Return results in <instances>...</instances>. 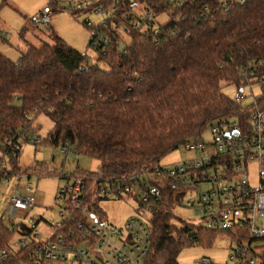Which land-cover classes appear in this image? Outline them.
Masks as SVG:
<instances>
[{
  "label": "trees",
  "instance_id": "16d2710c",
  "mask_svg": "<svg viewBox=\"0 0 264 264\" xmlns=\"http://www.w3.org/2000/svg\"><path fill=\"white\" fill-rule=\"evenodd\" d=\"M8 1L2 0L0 9ZM49 1L54 14L53 6L61 0ZM96 3L111 11L100 25L84 22L97 62L68 45L50 20L45 24L53 44L28 47L16 63L0 53V152L10 158V168L4 170L8 176L55 174L44 164L25 169L17 164L21 149L14 146L32 135L33 117L41 113L54 124L47 137L51 145L101 161L97 172L62 175L85 179L93 187L89 196H97L107 183L135 186L151 177L158 184L162 158L187 140L201 141L215 121L238 116L241 105L223 90L246 85L240 74L245 66L254 68L251 83L262 89L256 109L264 110V0H183L182 6L167 0ZM140 3L155 18L164 13L170 17L158 34L155 22L144 30L132 28L133 10ZM68 9L73 10H60ZM73 11V17L80 13ZM116 28L129 44L123 46ZM105 38L106 45L101 41ZM163 193L165 201L148 209L153 235L144 264H181L178 257L186 247L219 233L234 237L182 221L174 209L185 193L169 186ZM19 233L0 220V252ZM24 257L18 252L0 264H19Z\"/></svg>",
  "mask_w": 264,
  "mask_h": 264
},
{
  "label": "built area",
  "instance_id": "2783aa9c",
  "mask_svg": "<svg viewBox=\"0 0 264 264\" xmlns=\"http://www.w3.org/2000/svg\"><path fill=\"white\" fill-rule=\"evenodd\" d=\"M167 1L176 6L183 5V0ZM67 2L73 10L96 15L109 13L111 16V11L106 12L96 0ZM119 6L118 3L113 9ZM44 13L49 17L53 10L46 7ZM134 14L131 26L138 30H144L156 19L149 10L145 14ZM86 21L92 26L88 19ZM117 30L120 35L125 34ZM153 32L158 34L159 26L155 25ZM101 41L108 44L107 38ZM240 74L246 85L238 88L232 99L241 105V113L221 118L209 126L214 136L213 143H207L204 138L181 143L178 147H184L197 157L163 168L155 175L158 184H154L151 177H146L142 185L135 186L107 183L98 188L97 196H89L93 187L90 188L85 179L73 180L57 196L66 204L60 210L62 219L56 226L51 225L53 232L45 236L39 230L42 220L31 218L28 224L15 223L18 216L28 218L29 211L38 200L30 182L23 189L14 187L0 220L11 231L22 234L19 233L0 252V263L22 252L25 257L19 264H144L153 235L148 209L165 201L163 190L169 186L173 191L185 193L181 204L193 209L200 219L199 224L209 230L234 235L236 246L229 257L233 264H260L264 259V110L256 109V97L251 104H243L247 100L245 90L252 92L254 87H259L251 83L254 68L245 66ZM32 116L27 115L29 118ZM25 140L36 145L42 143L38 138L33 139V135ZM21 145L16 144L14 149H21ZM62 152L66 155L72 151L64 148ZM12 157L16 158V155L13 153ZM6 167L0 162V181L8 182L9 176L4 173ZM253 169L257 171L255 177H252ZM251 178L256 180V184L251 183ZM127 198L139 199V216L131 217L123 227L113 226L99 218V200ZM197 264L214 263L203 257Z\"/></svg>",
  "mask_w": 264,
  "mask_h": 264
},
{
  "label": "rangeland",
  "instance_id": "374dc122",
  "mask_svg": "<svg viewBox=\"0 0 264 264\" xmlns=\"http://www.w3.org/2000/svg\"><path fill=\"white\" fill-rule=\"evenodd\" d=\"M1 2L2 0H0ZM49 2V0H9L7 4L3 5L0 9V42L4 41V47L7 51L17 54L30 46L40 47L44 43L53 44L50 33L51 28L45 24L41 17L44 9L49 6ZM68 6L67 0H61L59 4L53 6L55 13L49 19L51 26L68 45L87 55L90 61L97 62L98 54L90 47L92 33L90 29L84 26V22L88 19L92 26H97L108 19L110 14L96 15L80 11L78 16L73 17V10H60ZM133 12L145 14L147 12L146 5L143 3L138 4ZM169 21L170 17L164 13L158 16L154 22L155 25L159 26L167 24ZM121 36L123 46L130 43V39L126 34ZM237 91L238 88L235 86H227L223 90L230 98H234ZM261 91L262 89L258 86L254 87L252 92L249 89L245 90L247 100L243 104H251L254 98L260 95ZM53 128V122L44 113L33 117V139L38 138L42 143L36 145L22 139V148L17 164L23 169L44 164L49 166L55 174L51 176H27L15 173L9 176L8 182L0 181V217L5 212L14 187L19 186L23 189L29 182L33 185V194L36 196L38 203L29 211L28 218L18 216L15 223L28 224L31 218L42 220L39 230L44 236L52 233L51 225L56 226L62 219L60 210L65 208L66 204L64 201H59L57 196L60 195L63 188L73 182V180L62 178V175L75 174L78 171L97 172L101 167L100 160L84 155H76L72 152L65 155L62 148L51 145L47 141V137ZM203 138L207 143H213L214 136L210 127L205 130ZM196 157L195 153L187 151L184 147H178L161 159L160 166L169 168ZM0 162L9 165L10 168V158L4 156L1 152ZM256 174L257 171L253 169L252 177H255ZM251 179V183L256 184V180ZM139 203L138 198L99 200L97 202V213L102 221L116 227H123L131 217L139 216L137 212ZM174 214L186 223H200V219L195 215L193 209L187 208L185 204L177 205ZM177 224H180V222H177ZM8 226L14 228L12 224ZM235 246L236 241L232 237L219 233L215 239L206 238L202 244L186 247L179 254L178 260L181 264H197L201 258L208 257L214 264H233L229 257ZM52 264H70V262Z\"/></svg>",
  "mask_w": 264,
  "mask_h": 264
},
{
  "label": "crops",
  "instance_id": "0c3cea01",
  "mask_svg": "<svg viewBox=\"0 0 264 264\" xmlns=\"http://www.w3.org/2000/svg\"><path fill=\"white\" fill-rule=\"evenodd\" d=\"M51 16L47 17V14H45L44 12L41 15V17H42V19L44 21L49 20L51 18ZM3 42L4 41L0 42V53H2L6 58H8L10 61H12L14 63L18 62L21 59L22 53L25 52V51H27V48H28L27 47L26 50L19 51V53H17V54H13V53H11V52H9V51H7L5 49V47H4L5 43H3Z\"/></svg>",
  "mask_w": 264,
  "mask_h": 264
}]
</instances>
